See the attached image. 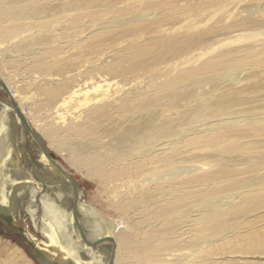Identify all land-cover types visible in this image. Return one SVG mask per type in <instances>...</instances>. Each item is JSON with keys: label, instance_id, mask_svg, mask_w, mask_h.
Segmentation results:
<instances>
[{"label": "bare ground", "instance_id": "obj_1", "mask_svg": "<svg viewBox=\"0 0 264 264\" xmlns=\"http://www.w3.org/2000/svg\"><path fill=\"white\" fill-rule=\"evenodd\" d=\"M84 1L90 3L0 0V22L14 26L2 34L7 45L0 50V69L6 68L2 60L21 61L23 56L33 60L55 57L64 62V70L45 63V72L31 73L38 77L36 82L46 85L42 86L50 97L41 102L44 117L32 123L30 112L23 109L27 96L0 71V152L6 155L13 143L17 152L22 151L20 145L30 137L27 150L34 149L38 155L36 164L31 158L21 162V152L15 157L17 168L25 166L27 180L11 178L8 173L3 178L0 173V217H9L8 222L56 264H123L116 259L120 244L127 253L136 249L143 255L157 246L138 239L145 223L137 222L135 212L142 208L145 217L146 209L161 210L164 216L174 218L162 240L165 253L145 264H221L219 254L207 251L206 246L214 241L224 244L234 231L194 243V233H190L209 219L207 228L218 229L222 215L243 211L252 199L247 213L264 202V27L259 32L231 34L211 51L187 54L189 68H180L171 79L149 75L126 81L100 80L93 77L100 73L97 65L88 62L82 49L93 29L103 31L106 27L84 23L82 15L88 11ZM251 10L264 15V0L253 3ZM125 15L110 20V27L154 16L152 9ZM31 21L38 28H31ZM65 21L82 22L92 29L61 41L52 32L58 25L62 30L70 28ZM116 56L111 53L103 62L108 64L107 60ZM32 59L29 62L34 64ZM232 127L239 132L219 133ZM39 128L77 169L105 184L110 196L106 204L123 215L118 216L119 222L99 217L93 206L79 199L77 184L74 182V189L67 171L55 163L54 156L53 160L47 156L41 136L35 133H40ZM208 156L218 159L206 161ZM1 159L0 168L4 165ZM38 172L45 178L58 176L71 185L56 193L58 199L69 200L67 207L58 205L44 191L47 181L39 179ZM207 175L211 176L205 185L208 196L186 198L197 184L182 183ZM178 179L179 184L169 183ZM12 182L19 183V198L23 195L22 217L10 206L6 185ZM111 183L119 190L107 192ZM171 202L178 203L173 207ZM52 217L57 218L54 226ZM18 220L22 227L15 225ZM153 227H159L156 219ZM235 253L233 258L243 264H256L247 263L250 253ZM138 261H143L142 257Z\"/></svg>", "mask_w": 264, "mask_h": 264}, {"label": "rangeland", "instance_id": "obj_2", "mask_svg": "<svg viewBox=\"0 0 264 264\" xmlns=\"http://www.w3.org/2000/svg\"><path fill=\"white\" fill-rule=\"evenodd\" d=\"M89 1L90 3L84 1L85 7L88 8V11L82 15V19H86L84 23L86 25L101 24L106 28L103 31H100L103 28L93 29L82 51L86 50V59L88 62H93V64L97 65L100 73L93 74V77L100 80L106 77L126 81L136 76L149 75L165 76L171 79L177 75L180 68H189L190 63L186 60L187 54L192 53L193 55L200 51H211L221 47L222 45L220 43L231 34L254 32V30L259 32L261 28L264 27V15H256L251 10L253 3L262 0ZM107 2H110L109 6L105 4ZM146 9H152L154 16L116 28H112L109 25V21L115 17H125L127 13H135ZM67 21L64 23L70 24V28L62 30L59 25L54 28L52 33L56 36V39L64 41L71 35L80 34V32L86 33L92 29L81 24L82 22L72 24ZM29 24L31 28H38V25L33 23V21ZM30 27H27V29H31ZM5 29H14L13 23L5 24L0 22V50L6 48L7 45V42L2 39V34H4ZM111 53H116L117 56L110 58L107 60L108 64H105L103 58ZM23 57L21 61L15 58L10 61L2 60V64L4 67L6 66V68H1L0 71L3 73L4 77L8 74L12 86L16 87L19 93H24L27 96V101L30 105L24 104L23 109L25 112H30V120L32 123L44 117L40 112V108H43L41 102L42 99L45 100L50 97L46 94L47 89L45 90L43 88V86L45 87L46 85L36 82L38 77L31 76V73L33 71H40L45 63L55 65L58 71L64 70V62L59 58L50 57L49 59H34L35 62L33 64L29 62L32 58H28L27 56ZM46 70L47 69H42L41 71L45 72ZM77 99L82 102L80 96ZM1 103L0 101V104ZM53 110H51V112ZM51 115L54 114L52 113ZM237 130L239 129L232 127L230 130L221 129L219 133L228 135L234 132L238 133L239 131ZM39 131L40 133H35L37 136H41L42 139L40 138V141L42 145L45 146L48 152L50 151V153H53L56 163L58 165L60 164L77 184V188L80 192L79 199L93 206L99 217L119 222L118 220L120 217L118 216L123 215L119 214L117 210L109 208L106 204L110 196L105 191V184L103 182H97L94 178L90 179L84 172L77 169L71 161L64 156V153L61 154V151L57 150L49 143L47 136L42 133L40 128ZM29 139L30 137L27 138L26 142H22V146L20 145L19 148L23 151H19L21 154L17 152L18 147L16 143L12 144L6 155L5 152H0V157L4 159V161L1 159V163L4 165L0 168V173L3 178L5 174L8 173L11 178L17 180H21L20 176L22 179L24 178L23 180L28 179L27 176L23 174L25 166H23L22 169L17 168L15 161L18 157L20 159L24 157L21 162H30L31 158L36 164V158L38 157L36 151L31 149L29 153L27 150L31 145L28 141ZM24 152H27L25 156L22 154ZM18 154L19 156L15 158ZM216 159L218 158L208 156L206 161ZM28 166L31 167L30 164ZM20 169L22 173H20ZM38 173L37 177L39 179L44 178L43 180L47 181V183L45 182L47 185H45L44 191L47 192L58 205L67 207L66 205H68L69 200L58 199L56 193L64 187H68L70 184L62 180V178L60 179L58 176L55 177L52 175V177L45 178L40 172ZM235 176L238 177L237 174ZM180 181L181 180L178 179L169 183L179 184ZM187 182H192V184L197 185L188 190L189 193H187L186 198L194 199L198 196H208L209 189L205 185L211 182L210 175L189 179L182 184H187ZM203 182L204 184H202ZM117 183L119 184V182ZM165 183L166 182L163 184ZM18 184L17 182H15V184L13 182L11 184L7 183L6 187L10 197V206H13L14 209L19 211L22 217L24 213H21L22 210H20V205H24V203L21 201L23 195L19 198L20 192H18L17 189L20 190V186ZM110 187L112 188H108L107 192H109V189L115 191L119 190L116 188L115 183H111ZM41 193L42 192H40V194ZM252 202L253 199L246 204L245 209L241 212L222 215L221 220L223 224H221L218 229L207 228L211 224V219L201 225H197L194 231L191 230L190 234L194 233V236H191V242L194 243L203 239H215L217 235L232 229L234 232H232L230 239H227L224 244L214 241L206 246L207 251L213 250L214 253L219 254L218 256L220 257L217 256V258H219L221 264H243L241 260L233 258L235 256L234 254H237L235 253L236 251H239V253L245 251L251 254L249 255L250 258L247 259V263L256 262V264H264V202H262L259 207H252L251 212L247 213L246 209ZM177 203L178 202H171L170 206L174 207ZM44 204L45 203H43V205ZM142 211H144V209L138 208L137 212H135L137 222L141 224L145 223L143 234L138 237V239L144 240L145 243L157 245L156 249L147 252L149 253L147 255L139 254L136 249L131 251V253H127L125 246L120 244L117 248L116 259L123 264H145L146 261L153 257H155V260L157 257L162 258L165 253V250H162L164 245L162 240L164 239V234L168 225H171L174 218L168 215L164 216V214H161V210L150 208L146 209L148 215L143 217ZM155 219L157 220L158 228L153 227ZM20 220H22V218ZM56 220V217H52V226L56 224ZM242 221L243 223L239 225ZM96 223L97 225H94L98 226V220H96ZM15 225L22 227V223L19 220ZM121 236L122 234H120V237ZM195 246L196 245H194V247ZM141 257L143 261L139 262L138 260H141ZM144 257H147L146 260H144ZM128 261H131V263ZM0 264H40L34 258L29 246L23 241L20 230L16 229L11 223L6 222L2 217H0Z\"/></svg>", "mask_w": 264, "mask_h": 264}, {"label": "water", "instance_id": "obj_3", "mask_svg": "<svg viewBox=\"0 0 264 264\" xmlns=\"http://www.w3.org/2000/svg\"><path fill=\"white\" fill-rule=\"evenodd\" d=\"M17 112H18V110H16ZM19 115V114H18ZM20 118L22 119V117L20 116ZM26 127V126H25ZM26 129H28V128H26ZM41 150L43 151V152H45L44 151V149L41 147ZM46 153V152H45ZM49 153V155L47 154V156L49 157V158H51L52 160H53V154H51L50 152H48ZM55 162V161H54ZM56 163V162H55ZM54 163V164H55ZM57 164V163H56ZM55 164V165H56ZM57 166V165H56ZM69 180H70V182H71V184L73 185V188L75 189L76 188V186H75V183H74V181H73V179H71L70 177H69ZM74 211L72 212V214H73V217H74V221L76 222V218H75V216H74ZM1 217L2 218H5V220L8 222V221H10L9 220V217H7L6 215H1ZM23 241L27 244V245H29V248L31 249V251H32V253H33V256H34V258L40 263V264H56L54 261H52V260H50L47 256H45L38 248H36L34 245H33V243H31L29 240H27V239H25L24 237H23Z\"/></svg>", "mask_w": 264, "mask_h": 264}]
</instances>
